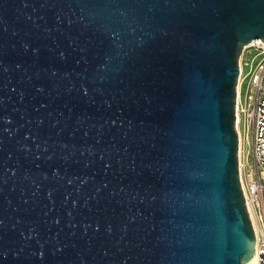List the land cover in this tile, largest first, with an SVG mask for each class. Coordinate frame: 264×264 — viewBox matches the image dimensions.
<instances>
[{"label":"water","instance_id":"1","mask_svg":"<svg viewBox=\"0 0 264 264\" xmlns=\"http://www.w3.org/2000/svg\"><path fill=\"white\" fill-rule=\"evenodd\" d=\"M264 0H0V264H244V46Z\"/></svg>","mask_w":264,"mask_h":264},{"label":"built area","instance_id":"2","mask_svg":"<svg viewBox=\"0 0 264 264\" xmlns=\"http://www.w3.org/2000/svg\"><path fill=\"white\" fill-rule=\"evenodd\" d=\"M251 53L253 54L251 60L246 62L245 55ZM239 62L236 110L245 118L244 132L239 135L241 143L239 166L242 167L240 179L242 176L241 185L246 201L250 202L253 212L258 217L255 240L256 264H264V42L254 40L244 46ZM246 65L249 67L247 73L244 71ZM249 127L252 139L250 146L246 148ZM248 155H252L254 159L255 172L247 169Z\"/></svg>","mask_w":264,"mask_h":264},{"label":"rangeland","instance_id":"3","mask_svg":"<svg viewBox=\"0 0 264 264\" xmlns=\"http://www.w3.org/2000/svg\"><path fill=\"white\" fill-rule=\"evenodd\" d=\"M252 56H253L252 53L251 54H246L245 55V61L246 62L250 61ZM244 71H245V73H247L249 71V67H247V65L244 67ZM243 95H244V90H243ZM236 128H237V120H236ZM239 128H240L241 133H243L244 132L243 130L245 129V118H244L243 115L240 116ZM251 139H252V133H251V127H249V130H248V133H247L246 148H248L250 146ZM246 162H247V165H248V168H247L248 171H254L255 172L254 159H253L252 155H248ZM252 211H253V209H252ZM252 214L253 215L251 217V220L253 219L255 221V223L257 224L258 217L256 216V214L254 212H252ZM253 220H252V223H253Z\"/></svg>","mask_w":264,"mask_h":264},{"label":"bare ground","instance_id":"4","mask_svg":"<svg viewBox=\"0 0 264 264\" xmlns=\"http://www.w3.org/2000/svg\"><path fill=\"white\" fill-rule=\"evenodd\" d=\"M238 95H239V88H238ZM239 123H240V115L239 112H237V131H238V135L241 134L240 128H239ZM241 145V143H239V146ZM241 163V162H240ZM240 172L242 175V167H240ZM241 181H242V176H241ZM243 186V185H242ZM244 188V187H243ZM247 206H248V210L250 212V216L252 217V210H251V206H250V202L247 200ZM254 217V216H253ZM253 220V219H252ZM253 226H254V231H255V237L257 236V227H256V223L253 220ZM256 247V246H255ZM255 247H254V252L253 254L245 261L244 264H256L257 261V257H256V251H255Z\"/></svg>","mask_w":264,"mask_h":264}]
</instances>
